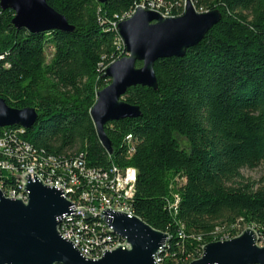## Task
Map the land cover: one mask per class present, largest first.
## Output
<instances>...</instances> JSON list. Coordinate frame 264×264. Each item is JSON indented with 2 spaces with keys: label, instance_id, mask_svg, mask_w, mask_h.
I'll list each match as a JSON object with an SVG mask.
<instances>
[{
  "label": "trees",
  "instance_id": "16d2710c",
  "mask_svg": "<svg viewBox=\"0 0 264 264\" xmlns=\"http://www.w3.org/2000/svg\"><path fill=\"white\" fill-rule=\"evenodd\" d=\"M141 1L46 0L74 31L36 34L16 29L13 11L0 8V98L36 109L21 135L35 148L82 153L97 169L135 168L133 213L169 234L162 264H187L240 225L264 236V0H192L218 9L220 21L183 57L154 63L157 91L128 88L123 97L141 116L105 124L108 154L90 109L110 82L105 68L125 55L113 24ZM161 1L172 16L183 13L182 0ZM259 165V179L242 175Z\"/></svg>",
  "mask_w": 264,
  "mask_h": 264
},
{
  "label": "water",
  "instance_id": "95a60500",
  "mask_svg": "<svg viewBox=\"0 0 264 264\" xmlns=\"http://www.w3.org/2000/svg\"><path fill=\"white\" fill-rule=\"evenodd\" d=\"M97 2L104 4L107 0ZM0 8L13 11L11 22L16 29L24 28L32 34L74 31L65 16L46 0H0ZM221 17L218 9L197 12L187 1L177 17H163L138 7L131 17L117 24L127 54L104 70L102 77L110 82L97 91L90 109L97 138L108 154L112 153V145L105 124L141 116L140 108L123 97L128 88L140 85L157 91L154 63L162 58L183 57ZM136 62L141 65L136 66ZM37 118L35 108H13L0 98V128H29ZM15 175L21 179L27 200L24 202L21 194L5 197L0 189V264H158L155 253L164 248L169 234L154 229L135 214L114 210L111 205L99 208L100 213L108 228L124 238V243L103 248L100 257L84 256L71 239L58 231L62 219L83 209L75 208L65 198L61 185L44 183L34 170ZM92 215L84 211L85 218ZM187 264H264V245H258L257 231L246 227L232 238L203 244L201 255Z\"/></svg>",
  "mask_w": 264,
  "mask_h": 264
},
{
  "label": "built area",
  "instance_id": "2783aa9c",
  "mask_svg": "<svg viewBox=\"0 0 264 264\" xmlns=\"http://www.w3.org/2000/svg\"><path fill=\"white\" fill-rule=\"evenodd\" d=\"M186 1L182 0L179 5L181 12L184 11ZM138 7L156 11L163 17H174L170 14V8L163 6L161 0H142L131 9L129 17ZM116 25L117 23L113 24L115 28ZM121 44L119 36L118 48ZM24 132L25 128L17 126L4 128L0 134V189L3 196L16 197L21 194L25 202L27 193L22 189L21 179L17 178L15 172L22 174L26 170H34L44 183L61 185L65 190V198L74 203L75 208H82L93 214L85 218L84 211L79 209L72 217L62 219L58 225L59 233L64 238L71 239L84 256L100 257L103 248H112L117 243L123 244L124 238L117 236L108 228L99 208L104 209L105 205H111L114 210L121 209L134 214L131 201L134 195L136 169L133 167L118 169L112 166L103 170L89 167L82 153L73 157L47 154L24 141L21 138ZM126 140L128 143L132 142V136L127 135ZM176 203L177 200L174 206ZM239 233L240 230H237L234 235L224 236L219 240L232 238ZM168 242L163 249L155 253L158 264L163 262V253L168 247ZM258 245H264L263 235H258Z\"/></svg>",
  "mask_w": 264,
  "mask_h": 264
},
{
  "label": "rangeland",
  "instance_id": "374dc122",
  "mask_svg": "<svg viewBox=\"0 0 264 264\" xmlns=\"http://www.w3.org/2000/svg\"><path fill=\"white\" fill-rule=\"evenodd\" d=\"M188 1V0H187ZM186 1V2H187ZM184 2V1H183ZM190 3L193 5V7H194V9H195V11H197V12H205L204 10H200V8L199 7H196L195 6V3L194 2H192V1H190ZM126 19V18H125ZM119 23V22H118ZM117 23V24H118ZM116 30H117V25H116ZM117 33H118V30H117ZM118 35H119V33H118ZM120 36V35H119ZM121 38V37H120ZM122 40V39H121ZM122 45H123V41H122ZM123 47H124V45H123ZM124 51H125V48H124ZM50 52H51V50L50 49H47V57L49 58L50 57ZM127 53H126V51H125V55H126ZM124 55V56H125ZM113 63V62H112ZM111 64V63H110ZM108 67V66H107ZM106 67V68H107ZM105 68V69H106ZM241 173H242V175L245 177V178H248V179H259V177L262 175V173H263V167L261 166V165H259V166H257V167H255V168H253V169H248V168H242L241 169ZM246 227H249V226H247V225H240V228H239V230H240V232L241 231H243Z\"/></svg>",
  "mask_w": 264,
  "mask_h": 264
},
{
  "label": "bare ground",
  "instance_id": "6f19581e",
  "mask_svg": "<svg viewBox=\"0 0 264 264\" xmlns=\"http://www.w3.org/2000/svg\"><path fill=\"white\" fill-rule=\"evenodd\" d=\"M131 15V13L128 15V17ZM127 19V18H126ZM121 20H125V17L123 18V19H121Z\"/></svg>",
  "mask_w": 264,
  "mask_h": 264
}]
</instances>
